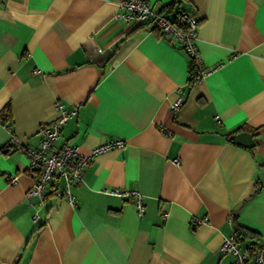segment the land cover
I'll return each mask as SVG.
<instances>
[{
    "label": "crops",
    "instance_id": "1",
    "mask_svg": "<svg viewBox=\"0 0 264 264\" xmlns=\"http://www.w3.org/2000/svg\"><path fill=\"white\" fill-rule=\"evenodd\" d=\"M169 19H198L207 72L188 86L190 57L144 19L115 21L123 0H0V264H233L235 223L264 233V0H147ZM181 100L176 110L172 104ZM73 114L56 146L97 155L73 204L29 195L40 128ZM252 133L254 146L230 138ZM116 188L143 195L144 213ZM36 212L41 221L34 222ZM166 212V218L161 213Z\"/></svg>",
    "mask_w": 264,
    "mask_h": 264
},
{
    "label": "built area",
    "instance_id": "2",
    "mask_svg": "<svg viewBox=\"0 0 264 264\" xmlns=\"http://www.w3.org/2000/svg\"><path fill=\"white\" fill-rule=\"evenodd\" d=\"M121 7L125 12L114 14L113 20L140 22L148 19L167 40L177 44L193 59L196 64L197 80L204 76L207 70L201 64L195 43L199 22L194 14L181 12L174 19H169L147 0H123ZM180 104L181 100L174 102L172 110H176ZM56 108L58 115L54 120L41 126L42 137L37 146L24 145L14 134H10L9 143L12 147L22 150L29 158L27 170L34 176L33 183L27 190L29 195H37L41 201L44 200L50 182L56 177L62 178V186L55 185L56 194L73 204L74 195L71 187L83 181V171L87 164L102 152L121 148L125 140L114 139L102 142L94 145L88 153L80 152L77 146L71 144L56 146L55 141L59 138L63 125L73 114L72 110L67 111L61 103H56ZM109 192L130 199L139 216L144 213L143 195L138 190L116 188ZM161 216L166 218L167 213L163 212ZM32 220L41 221L36 212L32 214ZM220 250L222 253H230L234 256L233 264H264V233L252 250L241 246L235 234L224 238Z\"/></svg>",
    "mask_w": 264,
    "mask_h": 264
},
{
    "label": "trees",
    "instance_id": "3",
    "mask_svg": "<svg viewBox=\"0 0 264 264\" xmlns=\"http://www.w3.org/2000/svg\"><path fill=\"white\" fill-rule=\"evenodd\" d=\"M175 3V0H172L170 3V6L173 5ZM161 13V12H160ZM162 14V13H161ZM154 30H156V28L153 27ZM197 80L196 77V64L193 61L192 58H190V66H189V81H188V86H192ZM0 121L5 124L6 126H8L9 128H11V123H12V118H11V107H10V103H7L2 110L0 111ZM234 234L237 238H245V237H249V236H253V234L251 233L250 230L240 226L239 224L235 223V227H234Z\"/></svg>",
    "mask_w": 264,
    "mask_h": 264
},
{
    "label": "water",
    "instance_id": "4",
    "mask_svg": "<svg viewBox=\"0 0 264 264\" xmlns=\"http://www.w3.org/2000/svg\"><path fill=\"white\" fill-rule=\"evenodd\" d=\"M230 138L237 143L247 147H253L255 144L252 133L247 131H240L238 133H235L231 135Z\"/></svg>",
    "mask_w": 264,
    "mask_h": 264
}]
</instances>
